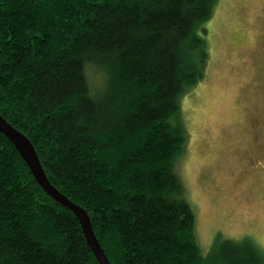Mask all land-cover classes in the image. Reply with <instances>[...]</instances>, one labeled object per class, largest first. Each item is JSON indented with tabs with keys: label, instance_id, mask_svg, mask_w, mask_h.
I'll list each match as a JSON object with an SVG mask.
<instances>
[{
	"label": "trees",
	"instance_id": "1",
	"mask_svg": "<svg viewBox=\"0 0 264 264\" xmlns=\"http://www.w3.org/2000/svg\"><path fill=\"white\" fill-rule=\"evenodd\" d=\"M217 2L0 0V113L88 211L111 264H264L249 240L202 250L178 170L182 96L205 77ZM0 264H99L1 130Z\"/></svg>",
	"mask_w": 264,
	"mask_h": 264
},
{
	"label": "rangeland",
	"instance_id": "2",
	"mask_svg": "<svg viewBox=\"0 0 264 264\" xmlns=\"http://www.w3.org/2000/svg\"><path fill=\"white\" fill-rule=\"evenodd\" d=\"M206 25L205 77L182 96L189 139L178 170L205 253L225 239L264 253V0H218Z\"/></svg>",
	"mask_w": 264,
	"mask_h": 264
},
{
	"label": "water",
	"instance_id": "3",
	"mask_svg": "<svg viewBox=\"0 0 264 264\" xmlns=\"http://www.w3.org/2000/svg\"><path fill=\"white\" fill-rule=\"evenodd\" d=\"M0 130L13 142L21 156L29 166L35 179L44 190L58 202L70 208L79 219L86 239L94 251L99 264H111L109 257L105 253L97 235L93 229L92 220L88 211L74 202L66 194L60 191L49 179L37 153V150L30 138L21 130L16 128L0 113Z\"/></svg>",
	"mask_w": 264,
	"mask_h": 264
},
{
	"label": "flooded vegetation",
	"instance_id": "4",
	"mask_svg": "<svg viewBox=\"0 0 264 264\" xmlns=\"http://www.w3.org/2000/svg\"><path fill=\"white\" fill-rule=\"evenodd\" d=\"M258 140V139H257ZM259 141V140H258ZM257 146L260 150H262L264 148V145L259 141L257 142ZM255 162V161H254Z\"/></svg>",
	"mask_w": 264,
	"mask_h": 264
}]
</instances>
